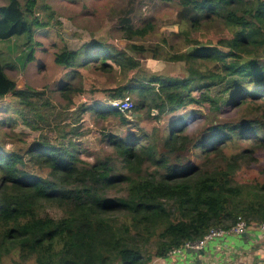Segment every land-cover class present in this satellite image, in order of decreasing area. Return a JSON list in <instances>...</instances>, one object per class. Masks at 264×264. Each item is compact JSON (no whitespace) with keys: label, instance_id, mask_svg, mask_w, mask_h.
I'll return each instance as SVG.
<instances>
[{"label":"trees","instance_id":"trees-1","mask_svg":"<svg viewBox=\"0 0 264 264\" xmlns=\"http://www.w3.org/2000/svg\"><path fill=\"white\" fill-rule=\"evenodd\" d=\"M178 2V31L171 35L182 38V49L169 37L127 50L94 38L56 53L61 66L119 74L107 89L110 101L81 103L74 111L77 122L96 112L126 129L106 135L116 157L94 161L72 138L34 141L25 151L0 140V264H150L240 217L249 227L264 222V167L252 177L241 173L264 152V0ZM40 7L39 0L0 5V40L19 46L25 36L28 47L55 20ZM123 25L127 38L154 31L150 23ZM40 44L28 50L24 67ZM9 67L0 61V99L23 96ZM59 91L67 108L74 106L77 88L64 84ZM130 95L131 114L112 105ZM190 105L209 113L193 108L177 115ZM167 116L151 132L139 124ZM198 120L203 123L192 129ZM63 131V140L84 135L78 127Z\"/></svg>","mask_w":264,"mask_h":264},{"label":"rangeland","instance_id":"rangeland-1","mask_svg":"<svg viewBox=\"0 0 264 264\" xmlns=\"http://www.w3.org/2000/svg\"><path fill=\"white\" fill-rule=\"evenodd\" d=\"M39 1L43 15L46 14L45 11L54 12L53 26L39 29L31 44H27L28 47L23 43L24 39H27L25 36L18 41L19 46H15L12 40H0V61L10 65L7 68L8 73L17 81L23 94L22 97L13 95L0 99V123L9 121L4 127L0 126V140L4 141L9 150L25 151L34 141L48 139L57 144L72 138L87 150L83 153V157L90 161H94L99 156L115 158L114 150L109 146L106 135L111 132L122 134L126 127H122L117 118L113 116L102 118L96 112L85 113L83 120L77 122V114L74 110L81 103H92L96 99H101L104 103L108 102L107 89L114 86L117 80H121L119 74L105 73L100 68L92 66L67 68L55 63V55L64 47L79 50L94 38L107 41L118 49L127 50L132 43L151 47L160 42L162 37H169L176 50L182 49V38L171 35L178 31V13L181 5L178 0ZM6 2L7 0H0V5ZM46 5H49L50 9L45 8ZM127 22L134 27H142L150 23L154 26V31L144 37L127 38L123 33V24ZM35 41L41 43L35 47L36 59L24 67L23 59L28 50L34 48ZM142 55L136 53L135 56L141 58L142 63L147 67L148 59ZM64 84L77 88V92L70 96L75 103L71 108H67L69 100L59 91ZM130 96L134 99L133 95ZM131 99L129 100L134 108V101ZM116 100L120 99L111 102ZM193 108L202 110L204 114L209 113L206 107L190 105L179 111L177 115ZM40 113L42 117L39 116ZM124 113L131 114V111ZM232 115L233 113L225 114L226 117ZM167 120L168 116L160 123L148 119L139 121V124L151 132L154 126L164 124ZM201 120H198L192 129L200 126L203 123ZM64 127L68 131L72 127H78V132L84 135L69 134L66 140H63L61 135ZM258 157L259 161L252 168L242 170L244 176L257 175L264 167V152L258 154ZM27 264L36 263L30 260Z\"/></svg>","mask_w":264,"mask_h":264},{"label":"crops","instance_id":"crops-1","mask_svg":"<svg viewBox=\"0 0 264 264\" xmlns=\"http://www.w3.org/2000/svg\"><path fill=\"white\" fill-rule=\"evenodd\" d=\"M246 233L209 241L203 255L183 250L155 258L150 264H264V230L259 225L250 227Z\"/></svg>","mask_w":264,"mask_h":264},{"label":"built area","instance_id":"built-area-1","mask_svg":"<svg viewBox=\"0 0 264 264\" xmlns=\"http://www.w3.org/2000/svg\"><path fill=\"white\" fill-rule=\"evenodd\" d=\"M130 98H124L120 100H116L112 103V105L122 111V112H128L133 110V105L131 104ZM260 227L264 230V222L260 224ZM249 229L248 223L243 219L239 218L237 223L233 225L230 228H224V227H213L209 230L207 234L204 235L203 238L196 240V241H187L185 244H183L180 248L173 249L170 253H175L183 250H199L206 246V244L219 237L227 236L229 234H243Z\"/></svg>","mask_w":264,"mask_h":264},{"label":"water","instance_id":"water-1","mask_svg":"<svg viewBox=\"0 0 264 264\" xmlns=\"http://www.w3.org/2000/svg\"><path fill=\"white\" fill-rule=\"evenodd\" d=\"M137 115H140V114H135L134 116H137ZM242 235H243V236H246L247 233L245 232V233L242 234ZM190 253H191L192 255H200V254L203 255V254L205 253V250H204V248L199 249V250H191ZM197 261H199V259H198Z\"/></svg>","mask_w":264,"mask_h":264},{"label":"bare ground","instance_id":"bare-ground-1","mask_svg":"<svg viewBox=\"0 0 264 264\" xmlns=\"http://www.w3.org/2000/svg\"><path fill=\"white\" fill-rule=\"evenodd\" d=\"M216 21V20H215ZM139 28V27H138ZM244 234V233H243Z\"/></svg>","mask_w":264,"mask_h":264}]
</instances>
